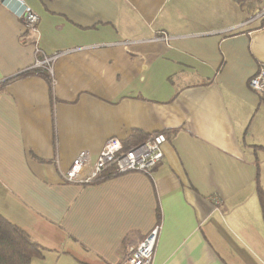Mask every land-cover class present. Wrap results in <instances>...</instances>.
Listing matches in <instances>:
<instances>
[{
  "label": "crops",
  "instance_id": "crops-1",
  "mask_svg": "<svg viewBox=\"0 0 264 264\" xmlns=\"http://www.w3.org/2000/svg\"><path fill=\"white\" fill-rule=\"evenodd\" d=\"M38 47L54 84L19 74ZM264 8V4L260 6ZM248 0H0V214L32 264H119L154 226L152 264H264V16ZM4 83V84H3ZM165 133L150 175L61 180L108 138Z\"/></svg>",
  "mask_w": 264,
  "mask_h": 264
},
{
  "label": "built area",
  "instance_id": "built-area-1",
  "mask_svg": "<svg viewBox=\"0 0 264 264\" xmlns=\"http://www.w3.org/2000/svg\"><path fill=\"white\" fill-rule=\"evenodd\" d=\"M257 10L254 15L264 16V0H248ZM18 17L21 19L27 38L33 45L35 61L25 70H41L45 72L50 83L54 84L53 66L58 54L45 55L38 47L37 16L27 7L21 5ZM249 88L264 97V64L248 81ZM167 138L163 133L151 135L145 141L126 146L117 138H108L98 154L93 158L88 152L80 151L70 163L66 171L60 174L65 183L91 184L109 176L128 172H140L150 175L163 158V145ZM160 233V225L154 226L139 242L127 248L119 264H152Z\"/></svg>",
  "mask_w": 264,
  "mask_h": 264
},
{
  "label": "trees",
  "instance_id": "trees-1",
  "mask_svg": "<svg viewBox=\"0 0 264 264\" xmlns=\"http://www.w3.org/2000/svg\"><path fill=\"white\" fill-rule=\"evenodd\" d=\"M31 74L49 80V76L41 70L22 72L17 77ZM149 137V135L134 131L125 144L128 147L134 146L145 141ZM257 194L264 217V194L260 190L257 191ZM41 257L42 248L35 243L27 233L0 214V264H32L34 259Z\"/></svg>",
  "mask_w": 264,
  "mask_h": 264
}]
</instances>
